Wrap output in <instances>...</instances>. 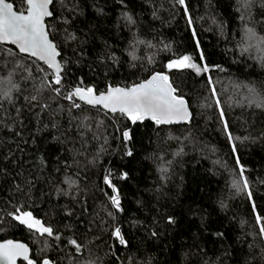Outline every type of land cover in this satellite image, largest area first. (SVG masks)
<instances>
[{
    "label": "trees",
    "instance_id": "trees-1",
    "mask_svg": "<svg viewBox=\"0 0 264 264\" xmlns=\"http://www.w3.org/2000/svg\"><path fill=\"white\" fill-rule=\"evenodd\" d=\"M51 12L60 84L0 44V242L25 243L33 264H264V0H53ZM183 55L202 71L167 68ZM155 73L187 102L188 123L133 122L65 98Z\"/></svg>",
    "mask_w": 264,
    "mask_h": 264
},
{
    "label": "snow or ice",
    "instance_id": "snow-or-ice-1",
    "mask_svg": "<svg viewBox=\"0 0 264 264\" xmlns=\"http://www.w3.org/2000/svg\"><path fill=\"white\" fill-rule=\"evenodd\" d=\"M24 2L27 5L24 11H14L12 3L0 0V41H11L19 47L21 52L29 53L31 56L47 63L50 68L55 70L56 75L53 83L58 85L61 83V66L56 61L59 53L56 45L49 39V33L46 31L44 24V18L52 16V12L49 11V5L52 0H24ZM176 2L183 5L185 0H176ZM242 3L247 6V0H242ZM191 22L189 20V24ZM195 35L196 33L193 32L194 37ZM197 47L199 48L198 42ZM203 59V54H201V60ZM167 68H192L198 74L202 71L200 67L192 62V57L189 55H183L170 61L167 64ZM207 70L205 66L203 71ZM209 83H212L211 80H209ZM54 91L60 94L59 88L54 89ZM176 92L177 89L169 82V77L166 74L155 73L150 79L132 87H109L106 93H101L98 96L93 94L92 88L77 87L65 98L72 100L73 97H78L91 105H103L104 108L112 112L119 111L127 115L133 122L147 117L154 120L157 124H163L170 123L173 120H186L189 117L184 99L177 96ZM7 95L5 93V96ZM213 95H215L214 88ZM31 99L36 100V96ZM73 106L80 107L79 104H74ZM257 106L264 105L258 104ZM221 116H223V113H221ZM225 128L227 129V125H225ZM124 137L125 139L130 138L127 131L124 132ZM237 162L239 163V161ZM105 183L113 187V192L116 193V189L112 186L108 176L105 177ZM244 186L247 187V183ZM110 201L114 208L118 211L122 210L118 194L112 195ZM17 212H20V210L17 209ZM15 219L22 224H26L29 229L47 233L49 236L53 235V229L42 225L39 220L32 217L30 212H21L20 215L15 216ZM257 221L258 223L260 222V217H257ZM169 222H172L171 218H169ZM113 235L119 240L120 244H126L120 228H116ZM261 235H264V227L261 228ZM56 238L59 239L58 236ZM68 243L75 246L77 252L80 251L81 246L75 239H70ZM27 253L28 249L23 244L13 243L12 241L0 244V262H3V264H16L17 256H23L28 264H33ZM43 264H49V261L45 260Z\"/></svg>",
    "mask_w": 264,
    "mask_h": 264
},
{
    "label": "water",
    "instance_id": "water-1",
    "mask_svg": "<svg viewBox=\"0 0 264 264\" xmlns=\"http://www.w3.org/2000/svg\"><path fill=\"white\" fill-rule=\"evenodd\" d=\"M6 2L7 3H11V2H9V1H7L6 0ZM25 3V2H24ZM52 5H53V0H52V3L49 5V11H51V7H52ZM25 6L27 7V5H26V3H25ZM13 10L14 11H17L16 9H15V6L13 5ZM53 16V15H52ZM52 16H49V17H45L44 18V24H45V28H46V31H48L47 30V21L48 20H50L51 18H52ZM49 39H50V36H49ZM51 40V39H50ZM52 41V40H51ZM53 42V41H52ZM54 43V42H53ZM0 44L1 45H3V46H6V47H11V48H13L14 50H16L20 55H22V56H24V57H27V58H30V59H32V60H34V61H37L38 63H40V64H42V65H44L45 67H47L49 70H51L52 72H54L55 73V70L53 69V68H50L49 66H48V64L47 63H45L44 61H42V60H39L37 57H33V56H31L29 53H24V52H21L20 50H19V47L16 45V44H13L11 41H0ZM55 44V43H54ZM57 52L59 53V55H57V57H56V61H57V63H59L60 64V66H61V63H60V52H59V50L57 49ZM56 74V73H55ZM61 74H62V68H61V72H60V76H61ZM163 74V73H162ZM151 78V77H150ZM149 78V79H150ZM119 88H122V87H119ZM107 92V91H106ZM106 92H104V93H106ZM93 94L94 95H97L98 96V94H96V93H94L93 92ZM100 95V94H99ZM81 103H83L84 105H86V106H89L90 108H99L100 110H102V111H104V112H107V113H109V114H122V115H125V114H123V113H120L119 111H117V112H112V111H110L109 109H106V108H104L103 107V105H91V104H88V103H86L85 101H82V100H80L78 97H76ZM185 101V100H184ZM185 104H186V106H187V110H188V113H189V117H188V119H186V120H173L172 122H170V123H163V124H159V126H166V127H170V126H181V125H184V124H186V123H188L190 120H191V117H192V114H191V111H190V108H189V106H188V104H187V102L185 101ZM125 116H127V115H125ZM142 120H148V121H151V122H155L154 120H152V119H150V118H147V117H145L144 119H142ZM7 241H12L13 243H20V244H23V245H25L26 247H27V249H28V257H29V259H31V249L29 248V246L28 245H26L25 243H23V242H20V241H15V240H5V241H1L0 242V244H4V243H6ZM20 262H23V263H28L24 258H23V256H17L16 257V264H19ZM0 264H3V262H0ZM43 264V263H42ZM49 264H53V263H50L49 262Z\"/></svg>",
    "mask_w": 264,
    "mask_h": 264
},
{
    "label": "rangeland",
    "instance_id": "rangeland-1",
    "mask_svg": "<svg viewBox=\"0 0 264 264\" xmlns=\"http://www.w3.org/2000/svg\"><path fill=\"white\" fill-rule=\"evenodd\" d=\"M173 69H176V68H173Z\"/></svg>",
    "mask_w": 264,
    "mask_h": 264
}]
</instances>
